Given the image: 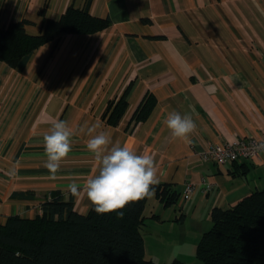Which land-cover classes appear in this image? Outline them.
I'll return each instance as SVG.
<instances>
[{
    "label": "crops",
    "instance_id": "0c3cea01",
    "mask_svg": "<svg viewBox=\"0 0 264 264\" xmlns=\"http://www.w3.org/2000/svg\"><path fill=\"white\" fill-rule=\"evenodd\" d=\"M68 6L86 8L109 24L57 36L36 49L20 72L6 66L0 222L14 214L33 217L52 191L68 198L70 183L83 186L97 174L86 148L90 137L79 131L97 124L113 143L152 154L159 183L178 193L168 206L155 195L148 198L145 256L166 262L189 252L187 263L211 227L213 207L228 208L264 187V153L227 164L201 157L210 143L264 130V0H0V22L24 19L27 32L38 34L42 10L45 18L58 19ZM147 95L155 104L146 119L136 120ZM121 97L126 107L112 125L103 114ZM172 111L191 114L197 125L191 143L172 138L164 124ZM55 120L67 121L74 135L53 178L44 166L43 135ZM205 178L213 183L207 193L201 189ZM188 182L195 189L186 198ZM23 193L28 196L18 195ZM73 204L80 213L92 205L86 195L73 197Z\"/></svg>",
    "mask_w": 264,
    "mask_h": 264
},
{
    "label": "trees",
    "instance_id": "16d2710c",
    "mask_svg": "<svg viewBox=\"0 0 264 264\" xmlns=\"http://www.w3.org/2000/svg\"><path fill=\"white\" fill-rule=\"evenodd\" d=\"M38 34L28 33L27 20L0 22V62L22 71L41 45L65 33H93L109 24L107 18L68 6L58 19L45 18ZM155 99L147 95L137 107L135 119L150 114ZM126 107L121 97L110 102L103 114L115 125ZM155 197L165 206L177 201L169 183L154 186ZM28 196V194H18ZM148 198L130 202L123 216L100 215L93 205L86 213L74 208L73 197L52 191L33 217L10 215L0 222V264H188L174 259L155 262L145 256L142 228ZM211 227L195 249L189 264H264V187L253 190L228 208L213 207Z\"/></svg>",
    "mask_w": 264,
    "mask_h": 264
},
{
    "label": "clouds",
    "instance_id": "9594fccd",
    "mask_svg": "<svg viewBox=\"0 0 264 264\" xmlns=\"http://www.w3.org/2000/svg\"><path fill=\"white\" fill-rule=\"evenodd\" d=\"M164 124L173 139L191 143L189 137L196 131L197 125L191 114L181 115L170 112ZM99 125H85L79 131L90 138L86 148L93 154L98 165L97 174L90 176L81 186L76 182L68 185L67 190L72 197L86 195L97 214L104 215L118 212L130 202L151 198L155 194L154 186L159 184L157 167L150 153L137 154L128 145L113 143L106 132H97ZM74 132L64 120H55L43 135L45 168L55 178L61 163L72 151ZM258 150H264V144Z\"/></svg>",
    "mask_w": 264,
    "mask_h": 264
},
{
    "label": "built area",
    "instance_id": "2783aa9c",
    "mask_svg": "<svg viewBox=\"0 0 264 264\" xmlns=\"http://www.w3.org/2000/svg\"><path fill=\"white\" fill-rule=\"evenodd\" d=\"M261 144H264V130L258 136H239L231 141L210 143L202 151L201 157L204 161L227 164L241 159L258 157L261 153H264V150H258ZM201 184L203 193H207L213 187V183L206 178L202 179ZM194 189L195 184L186 183L184 188L185 197L188 198Z\"/></svg>",
    "mask_w": 264,
    "mask_h": 264
},
{
    "label": "rangeland",
    "instance_id": "374dc122",
    "mask_svg": "<svg viewBox=\"0 0 264 264\" xmlns=\"http://www.w3.org/2000/svg\"><path fill=\"white\" fill-rule=\"evenodd\" d=\"M6 64L4 63V62H0V98L2 99V98H7L8 97V92L7 91H4V89L2 90L1 88L3 87V85H4V87L6 86V83H8V81H9V74H8V71H7V69H6ZM10 83V82H9ZM3 87V88H4ZM6 89V88H5ZM8 89V88H7ZM2 104H4V103H2ZM6 109V110H5ZM5 110V112H3ZM8 110H7V108H5V107H3V105H1L0 106V114H1V116H0V125L2 126L3 124H1V121H3V115H5V114H8V112H7ZM148 200V199H147ZM152 200L153 199H149L146 203V206H147V209H148V211L150 210V208H151V205H152ZM179 253H181V252H176V254L178 255V257H181V259H182V261H183V259H185V257H188L187 255L188 254H190L189 252H185V254H186V256L185 255H181V254H179ZM174 257H177V256H173V260L175 259ZM172 259H170L169 261H172ZM176 259H178V260H181L180 258H176ZM168 260L166 261V262H169ZM186 261H188L187 263L189 264V263H191L192 261H195V254H194V256H193V258H192V260H186ZM159 263H161V262H159Z\"/></svg>",
    "mask_w": 264,
    "mask_h": 264
}]
</instances>
